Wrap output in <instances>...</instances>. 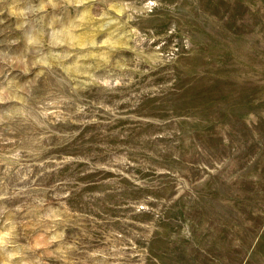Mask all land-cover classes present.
<instances>
[{
	"label": "rangeland",
	"instance_id": "obj_1",
	"mask_svg": "<svg viewBox=\"0 0 264 264\" xmlns=\"http://www.w3.org/2000/svg\"><path fill=\"white\" fill-rule=\"evenodd\" d=\"M0 264H264V0H0Z\"/></svg>",
	"mask_w": 264,
	"mask_h": 264
}]
</instances>
